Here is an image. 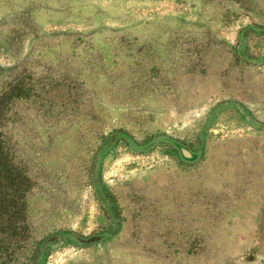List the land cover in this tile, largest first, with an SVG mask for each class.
Instances as JSON below:
<instances>
[{"label":"rangeland","instance_id":"rangeland-1","mask_svg":"<svg viewBox=\"0 0 264 264\" xmlns=\"http://www.w3.org/2000/svg\"><path fill=\"white\" fill-rule=\"evenodd\" d=\"M7 90L0 264H264V0H0Z\"/></svg>","mask_w":264,"mask_h":264},{"label":"trees","instance_id":"trees-1","mask_svg":"<svg viewBox=\"0 0 264 264\" xmlns=\"http://www.w3.org/2000/svg\"><path fill=\"white\" fill-rule=\"evenodd\" d=\"M9 98L11 92L8 90L0 96V122L1 105L7 103ZM5 145L0 132V256L6 253L7 248L15 243L17 238L21 239L25 234L27 226L23 224L24 198L32 187L27 172L13 163L10 150ZM20 215L22 220H19ZM3 222L4 225H1Z\"/></svg>","mask_w":264,"mask_h":264}]
</instances>
